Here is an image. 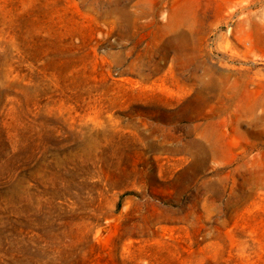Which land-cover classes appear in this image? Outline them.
I'll list each match as a JSON object with an SVG mask.
<instances>
[{
	"label": "rangeland",
	"instance_id": "374dc122",
	"mask_svg": "<svg viewBox=\"0 0 264 264\" xmlns=\"http://www.w3.org/2000/svg\"><path fill=\"white\" fill-rule=\"evenodd\" d=\"M0 264H264V0H0Z\"/></svg>",
	"mask_w": 264,
	"mask_h": 264
}]
</instances>
